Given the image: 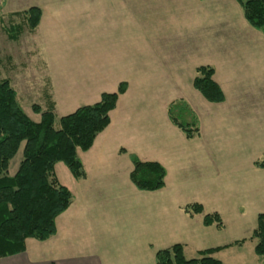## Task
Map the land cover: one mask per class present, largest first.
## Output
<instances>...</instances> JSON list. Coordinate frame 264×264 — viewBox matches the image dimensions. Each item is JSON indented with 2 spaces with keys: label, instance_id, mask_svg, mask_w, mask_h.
Listing matches in <instances>:
<instances>
[{
  "label": "crops",
  "instance_id": "1",
  "mask_svg": "<svg viewBox=\"0 0 264 264\" xmlns=\"http://www.w3.org/2000/svg\"><path fill=\"white\" fill-rule=\"evenodd\" d=\"M30 7L41 12L32 32L19 14ZM240 12L235 0H0V21L23 27L10 41L29 34L33 50L26 54L41 75L22 91L38 82L36 104L51 103L55 118L126 84L107 127L88 150L77 149L85 177L54 165L73 196L55 219V235L27 238L23 252L0 264H155V252L173 244L196 258L226 241L224 227L203 225L204 214L223 220L228 212L239 221L264 212V166L256 165L264 160L232 152L264 148V35L226 29L223 23ZM201 65L214 69L222 102L193 87ZM175 102L195 116L196 136L186 138L170 121ZM131 155L164 167L162 188L135 187ZM189 203L201 204L203 213L186 215L181 206Z\"/></svg>",
  "mask_w": 264,
  "mask_h": 264
},
{
  "label": "trees",
  "instance_id": "2",
  "mask_svg": "<svg viewBox=\"0 0 264 264\" xmlns=\"http://www.w3.org/2000/svg\"><path fill=\"white\" fill-rule=\"evenodd\" d=\"M235 1L247 24L264 35V0ZM19 14L27 29L32 32L39 23L40 9L30 7ZM22 28L20 24H9L3 29L9 39L15 40ZM213 73L211 66H198L193 87L207 101L220 103L224 95L213 80ZM125 89L126 84L120 83L117 91L102 93L97 103L81 106L59 117V128H55L51 103L46 109L36 103L31 104V111L39 115V120L34 121L25 114L10 80L0 79V258L23 252L27 238L44 241L55 235V219L69 207L73 196L57 180L54 165L62 162L75 179L85 177L77 149L86 151L91 147L97 134L109 124V112L114 109L118 95L124 93ZM174 110L186 112L185 103H171L168 116L186 138L196 136L199 127L195 117L180 122ZM19 150L20 160L11 174L9 164ZM131 161L133 169L130 180L137 189L154 191L163 187L165 169L162 165L158 162H142L134 155H131ZM256 165L263 167L264 161L256 162ZM181 209L188 216L203 213L199 203L185 204ZM202 223L223 228L222 220L216 212L204 214ZM249 240L254 241V253L264 259V212L257 215L256 227ZM244 242L243 238L204 249L198 251V257L189 259L184 256L181 244H173L157 250L154 261L155 264H222L212 255L233 245L241 246Z\"/></svg>",
  "mask_w": 264,
  "mask_h": 264
},
{
  "label": "rangeland",
  "instance_id": "3",
  "mask_svg": "<svg viewBox=\"0 0 264 264\" xmlns=\"http://www.w3.org/2000/svg\"><path fill=\"white\" fill-rule=\"evenodd\" d=\"M241 18L239 16L231 15L230 20H226L223 24H226V29H234L237 31H244L251 28L245 19L243 18L242 11L240 12ZM212 24V23H211ZM222 22L220 21V23ZM7 26V21L4 19L0 23V78L5 77L11 80V85H13L16 90L17 99L22 106L25 114L31 119L36 117L35 113L31 111L32 103H40L39 98L37 99V94L35 93L36 84L38 82L33 81L31 84V90L22 91L26 89V80H38L41 75L39 69H37V64L35 58L31 61L32 57L26 54L27 51L33 50L32 41L29 34L24 31L18 40L17 43L10 41L5 33L3 27ZM34 52V51H33ZM30 59V60H29ZM42 72V70L40 69ZM33 86V87H32ZM22 92V93H21ZM28 93V94H26ZM175 112V113H174ZM175 117L180 121H188L194 116L193 114H188V111L181 112L174 110ZM195 117V116H194ZM196 119V118H195ZM54 127L59 128L58 117L55 118ZM209 156L211 158H218L219 151L208 150ZM227 152V151H226ZM233 154H240L241 156H251L254 155L258 157V160H264V148L257 147L255 150H237L232 151ZM21 151L19 150L17 154L13 157L9 164V172L14 173L17 168L18 162L20 160ZM226 157L228 155L226 154ZM62 163V162H61ZM60 174V171L57 170ZM264 173V172H263ZM223 216V227L226 231L225 243L229 244L235 240L245 239V242L242 244V247L239 246H230V248H224L221 252L215 256L216 259H219L223 264H264V259L258 257L253 251L254 241L249 240L250 228H255L257 221V213L252 212L246 214L243 219L235 220L234 215L226 212L222 213ZM223 229V228H222ZM186 257L189 259L191 257L190 253L186 254Z\"/></svg>",
  "mask_w": 264,
  "mask_h": 264
}]
</instances>
